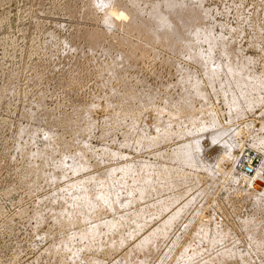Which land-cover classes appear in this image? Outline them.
<instances>
[{"label": "rangeland", "instance_id": "rangeland-1", "mask_svg": "<svg viewBox=\"0 0 264 264\" xmlns=\"http://www.w3.org/2000/svg\"><path fill=\"white\" fill-rule=\"evenodd\" d=\"M234 139L264 152V0H0V264H264Z\"/></svg>", "mask_w": 264, "mask_h": 264}, {"label": "built area", "instance_id": "built-area-1", "mask_svg": "<svg viewBox=\"0 0 264 264\" xmlns=\"http://www.w3.org/2000/svg\"><path fill=\"white\" fill-rule=\"evenodd\" d=\"M236 155L233 167L242 175L244 189L251 192L257 191L258 178L264 181L263 154L250 143L245 142Z\"/></svg>", "mask_w": 264, "mask_h": 264}, {"label": "bare ground", "instance_id": "bare-ground-1", "mask_svg": "<svg viewBox=\"0 0 264 264\" xmlns=\"http://www.w3.org/2000/svg\"><path fill=\"white\" fill-rule=\"evenodd\" d=\"M87 3H90V2H87ZM94 3V2H93ZM90 4H88V6H89ZM87 6V7H88ZM91 6V5H90ZM93 6V5H92ZM91 6V7H92ZM97 8V7H96ZM71 10V9H70ZM94 10H96V9H94ZM92 12H93V9H92ZM73 15H74V13L73 12H71ZM91 13V12H90ZM92 14V13H91ZM89 15V14H88ZM93 15H94V13H93ZM96 15V14H95ZM129 18V17H128ZM128 18L127 17H125V18H118L117 20H115L116 21V24H126L127 26V28H128V30H131V31H138V32H140V33H146V35L148 36L147 38H148V40L150 39V40H153V41H163V43L164 42H166V43H169V44H171V45H173L174 44V46L175 45H177V44H179V42L178 43H176V42H174V38H173V36L170 34V35H166V38L164 39V40H160V34L157 32V31H153V34H151V32L148 30L149 28L147 27V26H145V25H143V24H137V22L136 21H134L133 19L132 20H130V18H129V20H128ZM123 26V25H122ZM87 31V30H86ZM92 31V30H91ZM94 31H95V29H94ZM97 31V30H96ZM102 31V30H101ZM98 34L97 35H99V29H98ZM105 32V31H104ZM102 33V32H101ZM88 34V33H87ZM92 34H93V32H92ZM91 35V34H90ZM94 35V34H93ZM96 35V36H97ZM106 35V34H105ZM140 35V34H139ZM89 36V35H88ZM103 36V35H102ZM93 37V36H92ZM100 37V36H99ZM98 37V38H99ZM144 37H146V36H144ZM95 39H96V37H94ZM98 38L96 39V40H98ZM105 38V37H104ZM124 41V40H123ZM129 41V40H128ZM96 42V41H95ZM94 42V43H95ZM98 42V41H97ZM127 42V41H126ZM152 42V41H151ZM171 42V43H170ZM125 43V42H124ZM176 43V44H175ZM93 44V43H92ZM95 44H97V43H95ZM136 44V43H135ZM139 44V43H138ZM185 44V43H184ZM134 45V44H133ZM140 45V44H139ZM170 45V46H171ZM187 45V44H186ZM95 46V45H94ZM133 47V46H132ZM137 47H138V45H137ZM139 47H141V46H139ZM168 47V46H167ZM143 49H144V47H142ZM141 48V49H142ZM170 48H172V46L170 47ZM181 48H183L182 46H181ZM135 49V48H134ZM140 49V50H141ZM142 49V50H143ZM136 50V49H135ZM139 50V51H140ZM136 51H138V50H136ZM146 51V50H145ZM145 51H143V52H145ZM148 52H149V49L147 50ZM134 52V51H133ZM133 52H129V55H130V53H132L133 54ZM142 52V53H143ZM177 52H179V51H177ZM127 54V53H126ZM149 54V53H148ZM142 55V54H141ZM145 55V54H144ZM144 55H142V56H144ZM128 56V55H127ZM129 57V56H128ZM228 140V139H227ZM228 141H230V140H228ZM227 142V141H226ZM234 142L236 143V141H235V139L234 140H232V142H230V143H228V152H230L229 153V156H232V158H235V156L236 155H233V152L231 151L232 150V148H235L236 146H232V144H234ZM237 144H238V142H237ZM243 145V144H242ZM240 146V145H239ZM253 147H255L256 149H258V150H260V152L263 154V158H264V152L261 150V149H259V148H257V146H255V145H252ZM233 173H234V175L236 176V178H238V179H242V175H240L239 174V172H237L235 169L233 170ZM257 184L259 185V187H258V192L260 191V193H262V192H264V189L262 190V188H264V187H260V184H264V181L262 180V179H260V178H258V181H257Z\"/></svg>", "mask_w": 264, "mask_h": 264}]
</instances>
